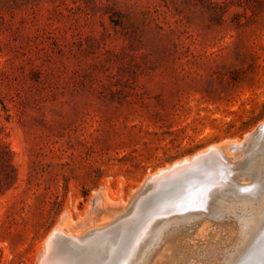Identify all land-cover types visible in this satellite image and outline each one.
<instances>
[{"label":"rangeland","instance_id":"374dc122","mask_svg":"<svg viewBox=\"0 0 264 264\" xmlns=\"http://www.w3.org/2000/svg\"><path fill=\"white\" fill-rule=\"evenodd\" d=\"M230 143L232 177L264 143V0H0V264H41L106 208L126 234L217 161L153 174Z\"/></svg>","mask_w":264,"mask_h":264},{"label":"bare ground","instance_id":"6f19581e","mask_svg":"<svg viewBox=\"0 0 264 264\" xmlns=\"http://www.w3.org/2000/svg\"><path fill=\"white\" fill-rule=\"evenodd\" d=\"M238 144L230 143L220 149L211 147L192 160H182L153 174L152 181L162 182L176 177L183 170L195 168L205 159L197 160L200 157L208 155L217 161V170L212 171L213 178L188 183L165 199L162 207L153 215H164L165 218L155 221L150 215L125 234L118 227L111 231L104 230L114 218L119 217L115 209L106 208L112 220L108 224V220L98 225L92 222L84 231L91 232L83 240L79 239L81 233L65 234L57 230L50 235L42 259L47 255L50 240L56 233L77 242L82 251L73 253L71 248L65 250L64 254L55 251L43 264H97L104 251L106 262L110 260L111 264L112 258L107 249L111 245L116 247L125 235L124 250L113 256L117 258L116 264H238L264 229V143L256 144L254 150L249 151L240 173L231 177L235 169L227 161L230 154L225 150L238 148ZM235 158V155L231 156V160ZM143 212L146 214L145 210ZM94 238L102 240L93 242ZM257 256L251 261L242 259L241 264H264V252H259Z\"/></svg>","mask_w":264,"mask_h":264},{"label":"water","instance_id":"95a60500","mask_svg":"<svg viewBox=\"0 0 264 264\" xmlns=\"http://www.w3.org/2000/svg\"><path fill=\"white\" fill-rule=\"evenodd\" d=\"M208 156V155H207ZM206 156L200 157L197 160H203ZM118 218H114V221L117 220ZM109 226V225H108ZM264 230V229H263ZM91 231H87L86 233H90ZM263 232V231H262ZM260 233L258 237L262 236L261 238L264 237V232ZM80 240H83L82 238H79ZM77 242L71 241L70 239L66 238L64 234L62 233H56L52 236L50 243L48 245V251L47 255L45 256L44 259H42V264L44 262H47L50 258V255H52L55 251L61 252L63 250H67L68 248H71V252L73 253H78L82 251V248L80 247ZM264 252V250H262Z\"/></svg>","mask_w":264,"mask_h":264}]
</instances>
